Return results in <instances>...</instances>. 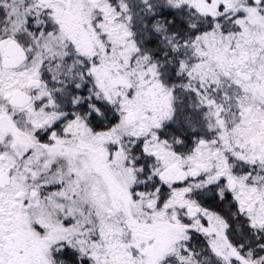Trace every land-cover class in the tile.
Returning a JSON list of instances; mask_svg holds the SVG:
<instances>
[{
    "label": "snow or ice",
    "instance_id": "snow-or-ice-1",
    "mask_svg": "<svg viewBox=\"0 0 264 264\" xmlns=\"http://www.w3.org/2000/svg\"><path fill=\"white\" fill-rule=\"evenodd\" d=\"M0 264H264V0H0Z\"/></svg>",
    "mask_w": 264,
    "mask_h": 264
}]
</instances>
